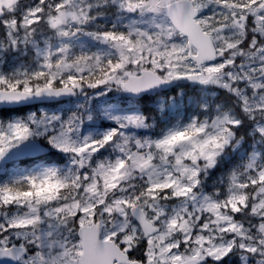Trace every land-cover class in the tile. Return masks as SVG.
Here are the masks:
<instances>
[{
	"label": "snow or ice",
	"instance_id": "6c2138e0",
	"mask_svg": "<svg viewBox=\"0 0 264 264\" xmlns=\"http://www.w3.org/2000/svg\"><path fill=\"white\" fill-rule=\"evenodd\" d=\"M0 264H264V0H0Z\"/></svg>",
	"mask_w": 264,
	"mask_h": 264
}]
</instances>
